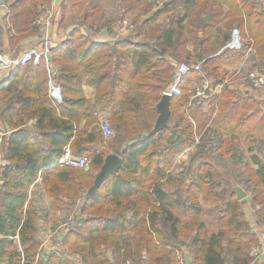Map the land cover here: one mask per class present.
I'll return each instance as SVG.
<instances>
[{
    "label": "trees",
    "instance_id": "16d2710c",
    "mask_svg": "<svg viewBox=\"0 0 264 264\" xmlns=\"http://www.w3.org/2000/svg\"><path fill=\"white\" fill-rule=\"evenodd\" d=\"M91 1L71 0L74 20L62 25L61 0L59 24L63 30L72 26L63 40L50 44L48 60L17 66L0 82V264H186L187 253L189 264H250L258 233H252L233 188L250 194L255 223L264 228V141L250 157L255 168L236 147L238 139L264 131V111L256 98L217 85L249 47L254 50L250 68L264 72V7L254 0H219L204 15L208 1L185 0L195 8L159 22L173 5L158 4L151 15L134 19L128 35L98 41L96 31L111 29L113 19L102 20L100 7H91ZM50 2L0 0L7 9L2 19L21 34H39L42 29L33 21ZM122 2L125 9L147 6V0ZM222 21L238 28L243 46L214 55L212 39ZM190 41L196 44L192 50ZM183 59L203 60L215 89L210 107L203 112L202 103L191 100L200 75L190 71L179 84L181 96L170 100L167 126L142 138L153 127L155 105ZM49 79L60 90V102L49 96ZM85 83L95 89L92 101L83 93ZM98 112L109 117L112 137L99 132L93 115ZM196 134L201 135L199 149L187 166L169 172ZM65 147L86 157L89 168L58 164ZM108 152L121 157V166L85 199ZM228 156L240 166L230 175H215L210 159L221 165ZM39 177L53 224L63 227L46 255H40L42 195L30 191ZM200 198L217 209L226 231H206ZM176 208L194 215L183 223Z\"/></svg>",
    "mask_w": 264,
    "mask_h": 264
},
{
    "label": "built area",
    "instance_id": "2783aa9c",
    "mask_svg": "<svg viewBox=\"0 0 264 264\" xmlns=\"http://www.w3.org/2000/svg\"><path fill=\"white\" fill-rule=\"evenodd\" d=\"M43 13L38 16L34 21L33 25L42 29L43 39L35 44L30 45L25 50L18 53H5L0 52V75H7L17 66L25 65L28 62L38 63L40 59L47 60L46 56L49 54V47L51 44L50 29L55 24L57 18V6L52 1L50 5L42 7ZM123 34L130 33L134 30V25L123 19L121 22ZM243 46V39L240 31L234 28L230 31L228 39L225 43L215 52L214 55L220 54L224 51H237ZM250 51V47L248 48ZM203 60L191 62V61H180L175 68L171 83L162 91V95L166 94L172 97H180L181 89L179 84L182 78L190 71H195L200 75V81L194 87L193 95L191 100L197 99L202 103V108L206 110L210 107V101L214 98L215 89L212 80L207 76L203 69ZM224 86H231L233 88L242 87L243 89H251L253 92H260L264 89V72L258 71L256 68H249L242 70L237 69L220 84L217 88L220 90ZM49 96L55 102L61 101V93L57 85H55L49 79ZM97 118V125L99 132L104 138H110L113 136V129L109 120V117L105 114L94 113ZM198 138L195 137L194 143L185 147L182 151L183 158L190 159L192 153L196 152V148H199ZM58 164L84 169L89 168V160L83 156L73 155L68 147L63 149L61 156L59 157ZM54 232L51 229L47 230V236H50ZM45 238L44 241H46ZM54 249L48 251L47 254L52 252ZM249 255L252 260L250 264H262L264 261V228H260L258 232V241L254 243L250 250Z\"/></svg>",
    "mask_w": 264,
    "mask_h": 264
},
{
    "label": "crops",
    "instance_id": "0c3cea01",
    "mask_svg": "<svg viewBox=\"0 0 264 264\" xmlns=\"http://www.w3.org/2000/svg\"><path fill=\"white\" fill-rule=\"evenodd\" d=\"M25 1H26L27 4L29 3V0L28 1L25 0ZM52 1L54 2V4L56 6H58V4L56 3V2H58L57 0H51V2ZM166 1H167L166 5L167 4H172L173 5V9L168 11L167 14L161 15V17L159 18V22H167L173 17L175 18L176 16L184 15L186 8H188L190 10L192 8L193 9L195 8L193 6L191 8L187 4H185V0H147L148 6H143L142 4L137 5V6H133L132 9H126L127 10L126 13L127 12H131V10H132V12H134V17H135L134 19L139 17V20H142V19H144V17L149 16L154 11H156V9H158V4L160 6H166V5H163ZM206 1H208V3H207V6H205L203 8L204 9V11H203L204 15L209 13V11H210L209 7H213L212 9L215 10L216 7L220 4L219 0H206ZM254 1L257 4H259L260 6L264 7V0H254ZM51 2H50V4H51ZM1 6H2L1 7L2 10H4L5 13H6L7 9L5 8V6L4 5H1ZM224 12H226V9L224 10ZM201 17H203V16H201ZM72 20H74L73 11H72V15L70 16V18L68 20L69 21L68 24L71 23ZM132 24L135 26V24L133 22H132ZM71 27L72 26H67V28L65 30L61 29L60 32H58V31H55L56 26L54 24L51 27V29H50L51 44L55 45V44L59 43L61 40H63L65 34L68 33V31L71 29ZM122 29L123 28L121 27V23H120V25L118 27H112L111 29L110 28L109 29L108 28H101L98 31H96L95 38L98 41H111V40L119 38L120 36H126V35L129 34V33L123 34ZM232 29H234V27L233 28H229L224 21L220 22L217 25V28L214 31L212 44H211L213 50L217 51L225 43V41L228 39L229 33H230V31ZM6 32H4V38L6 39V41L0 43V51L1 52H5V53H9V54L21 52V51L25 50L27 47H29L30 45L35 44V43H37V42H39V41H41L43 39V34H41V33H39V34L37 33V34H33V35H27L26 32H24V33L21 34L18 31L17 28H14L12 26L7 27V31ZM20 35H22L21 38H19ZM29 42H31V43H30V45L27 46V44ZM195 45L196 44L193 41H190V43L188 44V49L192 50L193 48L196 47ZM8 51H10V52H8ZM253 54H254V50L251 48L250 51H249V49L247 48V50L244 52L242 58L237 63H235L233 66H231V73H233L234 71H236L239 68H241L242 70L249 69L247 67H248L249 63H251L250 60H251V57H252ZM5 77H6L5 75H0V82ZM90 78H91L90 75L86 76L87 80H89ZM233 89H234V91L236 93H238L239 96H243V97L256 98L257 97L256 94L259 93V92H253L251 89H243L242 87L233 88ZM83 93H84V95H85V97L87 99L92 101L94 99V96H95V89L92 86H90L88 83H85V84H83ZM263 96H264V94H263ZM256 101L259 102L257 100V98H256ZM99 110H101V109H99ZM203 112H206V110H204V108H203ZM98 113H101V112H98ZM101 114H104V113H101ZM254 133L262 134V137H260V139H258V141H264V131H254V132L248 134L245 137H248V136L250 137L251 135H254ZM195 137L198 138V141L200 143L201 135L200 134H198V135L196 134ZM108 153H111V152H108ZM199 158H202V157H199ZM230 158H232V157H230ZM182 159H184L183 158V154H182V152H180L174 158V160L172 162V166L169 168V172L173 171L174 168L177 165L180 164V161ZM210 161L213 163V165H216V168L214 170V174L215 175L221 174L222 176H227V175L231 174V169L233 167L232 163L231 164L229 163L230 165L228 164V165L225 166L223 164V162H221V165H219L220 162L217 159H210ZM181 163H182V161H181ZM187 164H188V160L183 161V165L182 166L185 167V166H187ZM248 164H249L250 167H253V166H254V168L256 167L255 165H253L251 163V160H250V163H248ZM234 188H233V191H234ZM30 191L37 193V195H39V196L42 195L40 197V200L41 199L44 200V198H46L45 199V202H46L45 204H47V205H45V209L44 208L43 209H44V213L45 214H47V213L49 214L48 215V222L45 223V219L43 218L45 216V214H44L42 216V218L40 219V221H39L40 228L44 229V228L50 227L48 229H51V228L54 229L53 230L54 233L51 234L50 236H47V232H45L46 236L44 237V240H45V238H47V240L46 241L43 240L44 243L41 245V250L42 249L43 250L40 252V255H46L48 253V251H50L51 249H55L54 245L51 242V238H53V240H56L57 238H59L60 237L59 235L61 234V231H62L63 227H61L59 224L57 226H54V224H53L55 221L53 220V218L51 216L52 212L49 210L50 199L43 195V187H42V184H41V178L40 177L37 180V185L33 186L30 189ZM246 197H247V195H246ZM248 197L249 198H247V201H246V203L244 205L245 206H249V210L251 211V208H250V194H249ZM221 221L223 223L222 229H224V227H225L224 226V220H221ZM260 228H263V227L260 226ZM260 228H258V229H260ZM252 233H253V231H252Z\"/></svg>",
    "mask_w": 264,
    "mask_h": 264
},
{
    "label": "rangeland",
    "instance_id": "374dc122",
    "mask_svg": "<svg viewBox=\"0 0 264 264\" xmlns=\"http://www.w3.org/2000/svg\"><path fill=\"white\" fill-rule=\"evenodd\" d=\"M57 1L58 2H56V3L58 4V6H57V14H56L57 18L55 20V26H56L55 31L60 32V30L62 29V25H64V24L67 25L68 24V22H69L68 20H69L70 16L72 15V10H71V6H70L71 0H64L63 6H65L66 14H65V19L63 21V24L60 25L59 24V19L61 18V13H62L61 12V7L62 6H61V0H57ZM96 4L100 7L102 20L113 19L112 23L110 24L111 28L112 27H118L120 25V22H121L120 20L121 19H119V16L122 15L124 10H125L124 11V13H125L124 18H126V20L130 21L131 23L134 22V18H135L134 17V12H132V10H131V12H127L126 13L127 10L125 9L124 3L121 0H100V1L99 0H92L91 3H90V6L92 7V6L96 5ZM1 5H2V3H0V43L6 41V39L4 38V32H6L7 31V27L10 26L8 24L7 20H3L2 19L5 11L2 10V8H1L2 6ZM142 5L146 6L145 4H142ZM147 6H148V4H147ZM42 13H43V11L40 13V15ZM40 15H38V16H40ZM73 17H74V14H73ZM75 20H78V19L75 18ZM234 28H236V27H234ZM40 33L41 34L43 33L42 30L40 31ZM30 43L31 42H29L27 44V46L30 45ZM8 52H10V51H8ZM182 61H186V59H183ZM252 64L253 63H249L247 68H250ZM263 94H264V89H263L262 92L260 91L259 93H257L256 94L257 97L256 96L255 97L259 101L258 102L259 103V107L264 111V96H263ZM113 135H114V131H113ZM260 137H262V134L254 133V135H251L250 137L248 136V137H242V138L238 139V144H237V147H236L237 153H239L243 157L244 161H246L245 162L246 164L250 163L251 155L253 153L257 152V148L256 147L258 145V139H260ZM228 157H224L222 159V162H223V164L225 166L228 165L229 163L230 164L232 163L233 167H239L240 166L241 163L238 164L237 160L229 157L231 159L230 160ZM186 160L189 161L188 158L182 159L181 160L182 163L180 161V164L177 165L174 168L173 172L176 173V172L179 171V168H183V166H182L183 165V161H186ZM245 193L247 195V197H246V200H247V198H249L248 197L249 194L246 191H245ZM45 199L46 198H44V200L41 199L39 201V204H38L41 216H43L45 214L44 213V209H45V205H47V204H45L46 203ZM200 206H201V209H202V212L200 214V220L203 221V223L205 225V228H206V231L208 233L216 232L218 230H223V231L225 230L226 231L225 227H224V229H222L223 223H222L221 219L219 218L220 214L217 213V211H216L217 209L216 208H212L208 204L204 203L201 198H200ZM244 209H245L244 211L246 212V215H247V217L249 219V223H250V225H252L253 233H255V234L258 233L259 230H260V229H258L260 225H257L255 223L256 219H255V217H253L252 212L249 210V206H245L244 205ZM173 212L180 219V221L183 222V223L189 222L191 220V218L193 217V215H194L193 212H185V211H183L180 208L173 209ZM48 228H50V227H47V228H44V229L40 228L41 229V236H42L43 240H44V237L46 236L45 232H47ZM257 241H258V238H257ZM51 242L53 243L54 240H52ZM43 243H44V241L42 242V244ZM261 263L264 264V261H262Z\"/></svg>",
    "mask_w": 264,
    "mask_h": 264
},
{
    "label": "water",
    "instance_id": "95a60500",
    "mask_svg": "<svg viewBox=\"0 0 264 264\" xmlns=\"http://www.w3.org/2000/svg\"><path fill=\"white\" fill-rule=\"evenodd\" d=\"M166 3L167 1L163 5H166ZM46 58L48 60L49 56L47 55ZM170 100L171 97L169 95H161L160 100L155 105L157 116L153 123V127L149 131L143 132L141 134L142 138H147L167 126L170 117ZM121 163L122 159L119 155L115 153L106 154L101 168L95 176L93 185L86 192L84 198H88L106 180V178L110 174L115 173L121 166ZM234 192L236 195V199L240 200L241 204H245L247 201L245 191L239 186H236L234 188ZM185 261L186 264L190 263V257L188 253L185 254Z\"/></svg>",
    "mask_w": 264,
    "mask_h": 264
}]
</instances>
